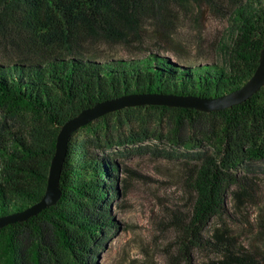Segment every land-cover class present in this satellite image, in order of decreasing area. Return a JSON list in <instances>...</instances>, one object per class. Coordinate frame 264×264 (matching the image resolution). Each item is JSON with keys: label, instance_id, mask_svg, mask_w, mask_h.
I'll use <instances>...</instances> for the list:
<instances>
[{"label": "trees", "instance_id": "trees-1", "mask_svg": "<svg viewBox=\"0 0 264 264\" xmlns=\"http://www.w3.org/2000/svg\"><path fill=\"white\" fill-rule=\"evenodd\" d=\"M205 10L230 24L221 63L173 62L156 53L101 58L104 46L140 50L147 35L167 44L176 26L188 17L199 23ZM263 38L264 0H0V110L5 121L23 113L34 119L0 123V219L42 199L65 122L102 102L149 95L166 103L125 107L97 121L107 131L110 117L130 126L134 114L154 115L212 147L186 173L191 200L175 223L179 261L195 264L200 250L216 256L202 264H264V220L246 247L224 226L212 227L228 215V196L237 210L253 201L238 170L264 161V87L217 112L167 102L217 99L242 87L258 66ZM97 138L94 123L72 134L59 201L0 228V264H95L116 227L110 203L118 195V164L95 153Z\"/></svg>", "mask_w": 264, "mask_h": 264}, {"label": "rangeland", "instance_id": "rangeland-1", "mask_svg": "<svg viewBox=\"0 0 264 264\" xmlns=\"http://www.w3.org/2000/svg\"><path fill=\"white\" fill-rule=\"evenodd\" d=\"M199 20L196 23L190 17L185 19L176 26L167 44L157 43L147 35L140 50L104 46L101 58L128 59L156 53L173 62L221 63L219 46L229 39L228 20L208 10ZM5 117L8 114L0 110V123ZM97 120L92 123L100 136L97 140L101 148L95 153L118 164V195L110 203L116 227L102 243L95 264H182L177 258L175 223L185 216L190 205L186 173L196 164L197 157L211 154L212 147L203 142L197 144L195 138L199 136L190 129L178 131L166 119L158 120L154 115L134 114L130 116V126L115 125L110 117L107 131L101 129ZM33 121L23 113L5 122ZM85 136V132L77 135ZM238 173L250 184L253 201L245 209L237 210L228 196V215L213 221L212 227L224 226L238 244L246 247L264 220V161L247 163ZM215 258L207 251L193 253L195 264Z\"/></svg>", "mask_w": 264, "mask_h": 264}, {"label": "water", "instance_id": "water-1", "mask_svg": "<svg viewBox=\"0 0 264 264\" xmlns=\"http://www.w3.org/2000/svg\"><path fill=\"white\" fill-rule=\"evenodd\" d=\"M264 87V38L260 51L258 66L251 78L239 89L217 99L204 100L195 98H174L170 99L168 105L194 108L203 113L217 112L244 103ZM158 97L149 95L122 97L113 101L96 104L92 108L85 109L77 116L65 122L57 135L55 153L49 168L47 186L42 199L22 213L0 219V228L26 221L32 216L38 215L43 210L57 204L61 197L59 179L67 155L69 140L73 133L87 126L107 113H111L125 107H136L146 104L166 103Z\"/></svg>", "mask_w": 264, "mask_h": 264}]
</instances>
